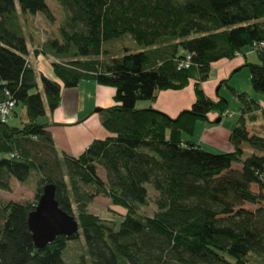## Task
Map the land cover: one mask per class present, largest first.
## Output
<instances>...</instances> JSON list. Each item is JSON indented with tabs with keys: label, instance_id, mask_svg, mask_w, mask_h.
<instances>
[{
	"label": "trees",
	"instance_id": "trees-1",
	"mask_svg": "<svg viewBox=\"0 0 264 264\" xmlns=\"http://www.w3.org/2000/svg\"><path fill=\"white\" fill-rule=\"evenodd\" d=\"M57 2L63 20L31 51L37 34L29 15L54 21L55 14L46 0H0V103L9 92L21 107L18 125L0 121V190H11L12 178L36 175L33 200L0 197V264H69L68 241L79 239L86 251L80 264H264V206H243L264 199V133L248 129L260 104L223 80L241 103L232 149L213 152L185 137L210 112L229 113L228 100L211 98L202 86L213 62L253 48L260 61L245 66L264 95V0ZM37 52L51 58L57 80L32 66ZM188 54L191 65L179 67ZM81 80L113 86L115 103L102 120L109 135L71 155L57 148L40 118L58 107L63 87ZM191 80L195 101L177 117L137 107ZM47 184L79 232L37 246L28 217ZM150 188L152 215L141 209ZM99 195L122 208L117 219L89 211Z\"/></svg>",
	"mask_w": 264,
	"mask_h": 264
},
{
	"label": "crops",
	"instance_id": "crops-1",
	"mask_svg": "<svg viewBox=\"0 0 264 264\" xmlns=\"http://www.w3.org/2000/svg\"><path fill=\"white\" fill-rule=\"evenodd\" d=\"M33 26L31 29L34 30L35 28ZM25 31L29 32L27 29H25ZM34 33L37 34V39L31 43V51H34L35 48L33 45L35 42L37 43L38 39H41L42 41L49 35L53 34L50 32L48 27H45L42 32L34 30ZM259 61L258 54L250 47L247 51L243 49V51L231 59H220L213 62L211 64L209 78L212 70L214 69V80L212 84L209 85V90L208 88L207 90L205 89V84L208 82L209 78L202 83L204 85L205 93L213 99H218L213 94V86L215 84L232 78L234 73L239 71L241 68L246 67L245 64L247 62L255 63ZM31 64L47 77L57 80L51 64V58L48 55L40 52L32 53ZM194 84L195 81L191 80L184 88L161 90L154 101H150V103H146L145 105H137V107H153L166 113L170 117L175 118L183 110L190 109L194 103ZM230 85L238 91L247 92L240 90L232 83ZM115 91L116 90L112 86L99 84L95 80H81L77 86L68 88L63 87L61 91V101L58 107L54 111H47V113L42 116L44 120L41 121L48 123V129L52 132L55 144L60 151L67 152L71 155H79L94 139L105 138L109 135V132L102 124V111L115 103ZM258 103L260 104V110L256 112L257 119L254 121L250 120L248 123L250 133H264V101H260ZM14 110L17 112L16 107ZM18 116L19 114L17 112L16 115L14 113L12 117H16L18 119ZM22 116H24V114ZM217 117H219L218 113L211 114L209 117L210 119L206 122L209 123V125L204 124L206 129L204 133L205 141L203 142H207L209 144H213V146L230 151L232 149L229 142L231 132L227 129L217 131L219 126L212 125V121L216 120ZM219 118L223 120L222 117ZM259 119H262V121H258ZM198 122L199 121H197V123ZM195 142L203 146L202 141Z\"/></svg>",
	"mask_w": 264,
	"mask_h": 264
},
{
	"label": "rangeland",
	"instance_id": "rangeland-1",
	"mask_svg": "<svg viewBox=\"0 0 264 264\" xmlns=\"http://www.w3.org/2000/svg\"><path fill=\"white\" fill-rule=\"evenodd\" d=\"M49 7L55 14L56 20L51 21L47 19V17L43 13H37L36 15H29L31 18V21L33 22L30 24V27L33 26L38 32H42L45 27H49L50 32H54L55 30V25H59L61 21L64 18V12L62 8L59 6L57 0H46ZM35 22V23H34ZM28 31H30V28H26ZM47 35V34H45ZM29 43H30V38ZM250 47H245L244 50H248ZM214 69L211 72V76L208 79V82L205 84V89L209 87L210 84H212L214 80ZM228 82L233 84L234 86H237L240 90L247 91L256 101H264V95L261 93H258L254 91L252 84H251V74L250 70L248 67H243L236 73H234L233 77L228 79ZM203 89L204 85L202 84ZM113 87V86H112ZM114 88V87H113ZM115 89V88H114ZM209 90V88H208ZM213 94L215 97L219 98L220 96L226 97L228 100L229 104V109L230 113H225L221 117L223 120L220 119V121H217L219 117L216 118V120L212 121V125H218V130H225L227 129L228 131L231 132V130L234 127L235 121L238 118L239 115V110L241 107V103L230 93L229 89L227 88L226 83H217L213 86ZM146 103H150L149 100H139L137 102V105H145ZM17 111L21 112V107H17ZM211 114L216 113L214 111L210 112ZM209 113V114H210ZM106 114V111H102V116ZM208 114V120L210 119V115ZM44 118H40V121H43ZM208 120L202 121L199 120V122L196 125L195 132L192 135H185L186 138L192 139L194 141H205L204 136H205V125H209ZM258 121H262V119H259ZM205 122V123H203ZM10 124L13 125H18L19 124V119L16 117H12L9 120ZM254 131V130H253ZM203 146L210 151L213 152H225L226 150L224 148H219L216 146H213V144H209L207 142H203ZM250 151L249 148H247V152ZM235 168H240V164H234L233 165ZM98 174L100 177L104 180H106V171L103 169L101 166H98ZM36 175H32L27 181L21 182L15 178L11 179V190L5 191V190H0V197L3 198L4 200L7 201H13V202H18V201H27V200H33L34 199V193H35V183H36ZM252 189L257 191L258 187L255 184L251 185ZM155 192L150 188V196H149V204L143 205L142 206V211L145 214L152 215L154 211L157 209L156 205L154 203L155 200ZM244 207L255 210L256 208L260 206H264V199L259 203V204H251L248 202H245ZM89 211L99 214L102 217L105 218H116L118 217V214L123 212L122 208L115 207L111 203V199L99 195L97 196L93 202L90 203L89 205ZM81 254H86L85 251V244L82 239L79 240H69L68 241V247L65 250L64 256L66 260L68 261L69 264H80V256Z\"/></svg>",
	"mask_w": 264,
	"mask_h": 264
},
{
	"label": "water",
	"instance_id": "water-1",
	"mask_svg": "<svg viewBox=\"0 0 264 264\" xmlns=\"http://www.w3.org/2000/svg\"><path fill=\"white\" fill-rule=\"evenodd\" d=\"M28 226L37 246H44L59 235L79 232L78 221L59 207L53 184L44 186L36 208L29 214Z\"/></svg>",
	"mask_w": 264,
	"mask_h": 264
},
{
	"label": "built area",
	"instance_id": "built-area-1",
	"mask_svg": "<svg viewBox=\"0 0 264 264\" xmlns=\"http://www.w3.org/2000/svg\"><path fill=\"white\" fill-rule=\"evenodd\" d=\"M264 45V43H261ZM259 46L258 44L254 43L253 47L256 48ZM191 65V55H186L180 62L179 67L185 68ZM9 96L6 100L0 103V121L1 122H8L13 115L14 109L16 107V101L11 97L9 92H6Z\"/></svg>",
	"mask_w": 264,
	"mask_h": 264
}]
</instances>
